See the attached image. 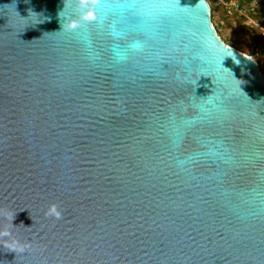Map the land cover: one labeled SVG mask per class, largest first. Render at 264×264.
I'll return each mask as SVG.
<instances>
[{
	"label": "water",
	"instance_id": "1",
	"mask_svg": "<svg viewBox=\"0 0 264 264\" xmlns=\"http://www.w3.org/2000/svg\"><path fill=\"white\" fill-rule=\"evenodd\" d=\"M0 264H264V73L208 0H0Z\"/></svg>",
	"mask_w": 264,
	"mask_h": 264
},
{
	"label": "rangeland",
	"instance_id": "2",
	"mask_svg": "<svg viewBox=\"0 0 264 264\" xmlns=\"http://www.w3.org/2000/svg\"><path fill=\"white\" fill-rule=\"evenodd\" d=\"M211 6L212 21L220 37L235 49L252 56L264 73V31L257 26H251L242 19H226L222 16L216 0H208ZM260 11L264 10L262 3ZM259 11V13H260ZM261 19V16H260ZM264 29V25L261 24Z\"/></svg>",
	"mask_w": 264,
	"mask_h": 264
},
{
	"label": "built area",
	"instance_id": "3",
	"mask_svg": "<svg viewBox=\"0 0 264 264\" xmlns=\"http://www.w3.org/2000/svg\"><path fill=\"white\" fill-rule=\"evenodd\" d=\"M217 5L220 7L221 14L226 19L238 18L244 22L251 24V26H257L263 30L264 25L262 17L260 19L259 9L263 3V0H216Z\"/></svg>",
	"mask_w": 264,
	"mask_h": 264
},
{
	"label": "crops",
	"instance_id": "4",
	"mask_svg": "<svg viewBox=\"0 0 264 264\" xmlns=\"http://www.w3.org/2000/svg\"><path fill=\"white\" fill-rule=\"evenodd\" d=\"M246 1H251V0H246ZM263 3H264V0H263ZM263 5V4H262ZM262 9H264V7H262ZM259 11H260V9H259ZM260 16L263 18V20H264V10H262V11H260Z\"/></svg>",
	"mask_w": 264,
	"mask_h": 264
},
{
	"label": "clouds",
	"instance_id": "5",
	"mask_svg": "<svg viewBox=\"0 0 264 264\" xmlns=\"http://www.w3.org/2000/svg\"><path fill=\"white\" fill-rule=\"evenodd\" d=\"M132 47H137V45H132Z\"/></svg>",
	"mask_w": 264,
	"mask_h": 264
},
{
	"label": "trees",
	"instance_id": "6",
	"mask_svg": "<svg viewBox=\"0 0 264 264\" xmlns=\"http://www.w3.org/2000/svg\"><path fill=\"white\" fill-rule=\"evenodd\" d=\"M262 22L264 23V20L262 19Z\"/></svg>",
	"mask_w": 264,
	"mask_h": 264
}]
</instances>
